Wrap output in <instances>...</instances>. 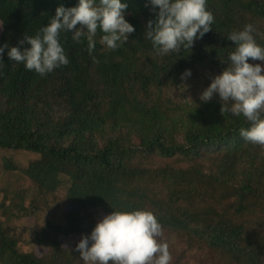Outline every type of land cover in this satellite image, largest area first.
I'll return each instance as SVG.
<instances>
[{"label":"trees","instance_id":"16d2710c","mask_svg":"<svg viewBox=\"0 0 264 264\" xmlns=\"http://www.w3.org/2000/svg\"><path fill=\"white\" fill-rule=\"evenodd\" d=\"M121 3L135 32L116 50L100 43L99 30L91 55L86 38L77 43L61 32L69 64L44 77L10 60L8 49L3 53L0 150L13 153L3 172L35 179L36 192L30 197L29 186L0 182V253L9 264H83L75 247L91 234L95 213L145 209L163 229H180L189 250L206 248L213 264H264V147L241 137L239 130L249 127L243 115L221 114L218 94L200 100L227 67L222 61L235 47L227 39L231 31L251 23L264 46V0H206L211 30L192 48L165 56L144 37L155 19L150 0ZM77 4L0 0V46H17L25 33L46 26L57 7ZM185 70L191 76L182 80ZM18 152L29 160L18 161ZM81 190L93 199L81 202ZM54 191L72 209L51 208ZM54 229L68 248L62 262L34 253V241ZM73 235L78 240L69 244Z\"/></svg>","mask_w":264,"mask_h":264},{"label":"clouds","instance_id":"9594fccd","mask_svg":"<svg viewBox=\"0 0 264 264\" xmlns=\"http://www.w3.org/2000/svg\"><path fill=\"white\" fill-rule=\"evenodd\" d=\"M150 4L155 19L147 22L144 37L159 56L192 48L214 23L206 0H150ZM126 8L121 0H78L77 6L57 7L55 16L35 35L25 33L14 47L7 43L0 46V63L8 49L10 60L41 77L67 66L69 59L60 42V34L65 31L71 32L77 43L86 38L90 55L98 30L102 33L100 43L116 50L135 32L125 19ZM254 33L259 34L251 23L229 33L227 39L235 47L222 61L227 67L211 79L200 100L208 102L218 94L221 114L243 115L249 127L239 130L241 137L264 147V63H255L264 62V46L257 43ZM25 44L29 46L21 49ZM93 62H98L95 57ZM190 76L191 71L185 70L181 79ZM163 237V225L152 211L114 210L96 223L90 235H82L75 251L83 264H170L172 256Z\"/></svg>","mask_w":264,"mask_h":264},{"label":"rangeland","instance_id":"374dc122","mask_svg":"<svg viewBox=\"0 0 264 264\" xmlns=\"http://www.w3.org/2000/svg\"><path fill=\"white\" fill-rule=\"evenodd\" d=\"M12 155L13 153L9 150H0V178L3 177V181H0V182H4V185H6V183L10 184V182L12 181L18 187L29 186L30 187L29 196L32 197V195L36 192V190H33L35 186V182H36L35 179L32 180L29 177L28 179L24 178L23 176L20 177L18 172L12 175L11 174L7 175L3 172V168H4L3 164L6 161L5 157H10ZM15 155L17 157V160L20 161L21 163H25L27 160H29L27 156L25 155V153L18 152V153H15ZM1 186H2V183H0V187ZM51 187H55V186H51ZM55 192L58 198L56 200H53L52 196L55 195ZM4 196L5 194H2L1 199ZM78 196L81 202H88V201L90 202L93 199L92 193L89 191L86 192V190H81V192L78 193ZM94 199L96 200L97 203L101 201V198L99 196L95 197ZM48 202L51 205L50 207L53 209L54 207H56L58 212L65 210L64 207L59 208L62 205V203H63V206H66V209L68 208L72 209L73 207L71 203L66 201L65 194L61 192L58 193L57 191L52 192V195H48ZM8 203L9 202L5 204L6 205L5 209H7L6 207L9 205ZM2 206L4 207V204H2ZM102 214L103 213H100V214L95 213L94 218H95L96 223L100 219H102L103 216L107 215V214H104L102 216ZM99 216H102V217H99ZM34 222L35 221L33 219H30V222H28V224L32 223V226L35 227V224H33ZM163 231H164L163 241L167 242L172 259H179L180 262H182L181 264H213V261L210 256V252L206 248L200 247V245H198L196 248L192 250L188 249L186 241H185L187 237L184 235V233L180 229L175 228L173 230H169L166 228V229H163ZM39 233L40 231H38L36 234L38 235ZM59 236L60 235H57L56 229H54L53 231H49L46 237L40 236L39 239L34 241V244H33L34 253L37 256H40L42 258L46 257L48 258V260L59 259L61 260V262L65 261L68 258L67 257L68 253L66 250L68 248L58 244V241L61 243ZM77 240H78L77 235H73L67 238V241L69 244H75ZM0 257L4 260V262L0 260V264H9L8 262L9 256L7 254L0 253ZM79 259L82 260L81 257ZM80 260L79 262H82Z\"/></svg>","mask_w":264,"mask_h":264}]
</instances>
